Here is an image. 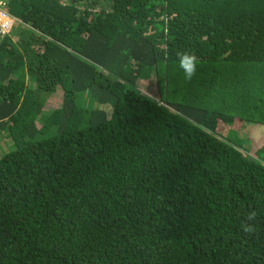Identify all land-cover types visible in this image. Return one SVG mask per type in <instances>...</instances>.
I'll list each match as a JSON object with an SVG mask.
<instances>
[{
    "label": "trees",
    "instance_id": "16d2710c",
    "mask_svg": "<svg viewBox=\"0 0 264 264\" xmlns=\"http://www.w3.org/2000/svg\"><path fill=\"white\" fill-rule=\"evenodd\" d=\"M1 1L0 264H264V0Z\"/></svg>",
    "mask_w": 264,
    "mask_h": 264
},
{
    "label": "clouds",
    "instance_id": "9594fccd",
    "mask_svg": "<svg viewBox=\"0 0 264 264\" xmlns=\"http://www.w3.org/2000/svg\"><path fill=\"white\" fill-rule=\"evenodd\" d=\"M12 23V28L10 30L9 33H7L5 36H1L0 38L3 39L4 37H9V36H13L12 34V29L14 24L16 25V23L14 22V20L9 17ZM180 67L183 69L184 74H185V78L186 79H191L192 76L195 74L196 72V65H197V61L196 58L187 54H184L182 56H180ZM254 215V214H253ZM252 217H249V219H251ZM246 231L248 230L247 228L245 229Z\"/></svg>",
    "mask_w": 264,
    "mask_h": 264
},
{
    "label": "rangeland",
    "instance_id": "374dc122",
    "mask_svg": "<svg viewBox=\"0 0 264 264\" xmlns=\"http://www.w3.org/2000/svg\"><path fill=\"white\" fill-rule=\"evenodd\" d=\"M2 1L0 0V3H1ZM150 75H153L154 76V73L152 72V71H150L149 72V75L147 76V79H150ZM151 84H154L153 83V81L152 80H150L149 81ZM149 84V83H148ZM53 99V98H52ZM51 99V100H52ZM53 101V100H52ZM54 102H55V100H54ZM54 104V103H53ZM46 108H49L50 109V107H49V104L48 105H46ZM244 130H243V132H241V134H242V137L245 139V140H243V145L244 146H246L247 148H249V150H251L252 148H253V145H251L250 146V144H249V142H248V139H250L251 137H253V138H255V139H260V138H264V137H262V134L260 133H256V135L254 134L255 132H252L253 131V126H251L249 123H245L244 125ZM245 137H247V139L245 138ZM252 147V148H251Z\"/></svg>",
    "mask_w": 264,
    "mask_h": 264
},
{
    "label": "built area",
    "instance_id": "2783aa9c",
    "mask_svg": "<svg viewBox=\"0 0 264 264\" xmlns=\"http://www.w3.org/2000/svg\"><path fill=\"white\" fill-rule=\"evenodd\" d=\"M2 2L0 3V35L5 36L10 32L12 23L9 16L2 9Z\"/></svg>",
    "mask_w": 264,
    "mask_h": 264
}]
</instances>
